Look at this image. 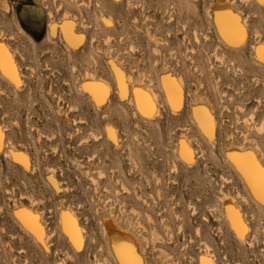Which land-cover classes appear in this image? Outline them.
Wrapping results in <instances>:
<instances>
[{
    "label": "rangeland",
    "instance_id": "obj_1",
    "mask_svg": "<svg viewBox=\"0 0 264 264\" xmlns=\"http://www.w3.org/2000/svg\"><path fill=\"white\" fill-rule=\"evenodd\" d=\"M214 13L235 17L243 38L226 43ZM0 42L18 75L0 71V264H120L108 223L140 264H199L206 251L212 264H264V201L227 155L264 168V60L253 50L264 45V0H0ZM86 73L106 86L101 102L82 89ZM163 77L181 79L178 107ZM128 83L152 90L155 115L130 104ZM195 108L212 118L210 137ZM231 196L242 239L223 205ZM19 208L38 216L45 243ZM68 210L79 247L61 229Z\"/></svg>",
    "mask_w": 264,
    "mask_h": 264
},
{
    "label": "bare ground",
    "instance_id": "obj_2",
    "mask_svg": "<svg viewBox=\"0 0 264 264\" xmlns=\"http://www.w3.org/2000/svg\"><path fill=\"white\" fill-rule=\"evenodd\" d=\"M212 19L220 35H224L222 38L223 40L226 41V43L236 44L237 41H240L243 38L244 36L243 28H240V26H238L235 17L228 19L225 18L224 16L219 15L218 13H214ZM71 25H72L71 22L62 23L60 25V30L62 31V34H64L65 37L74 38L75 35L71 31ZM236 27H239L237 28L238 30L237 29L234 30V28ZM49 29L52 32L53 27L50 26ZM236 35L239 36L236 37ZM253 46H254L253 50L255 56L259 60H264L261 58L262 56H264V45H253ZM0 49H2V52H0V71L2 72V74L5 75V77L7 76L8 79H10V81L12 80L13 82L17 83L18 75L15 66L12 64L11 56H8L9 53H7L2 42H0ZM114 72L116 75V80L118 82V88L120 89V94L124 93L125 86L123 85L122 82V77H121L122 75L117 70H115ZM128 78H129V74H128ZM177 80L178 81H175V79H166L165 77L160 78V85L162 87V90L166 94L167 100L172 107L173 106L178 107L180 104V99L182 97L179 89L180 88L179 83L181 79H177ZM130 81H131L130 79H127L126 83ZM129 85H130V95L129 96L127 95L126 98L130 97L128 98V100L130 99L131 101L130 104L140 114H142L145 117H152L153 115H155L156 107L154 104L155 99H153V97L155 96L154 95L152 96L150 93L152 90H149L148 87L149 90L148 91L147 88L142 87L140 84H129ZM81 87L82 89L86 90L87 93H90L91 96L97 102H101L103 99H105L108 93L106 86H104L102 82L101 83L97 82V80L93 79V76L91 74H87V73H86V78L82 82ZM201 109L203 112L205 111V108H201ZM193 113L204 134L210 137L212 135V130H213L212 128L214 126V125L212 126V124H214L212 123V118L208 117L206 120H201V118L199 117L200 112H198L196 108L194 109ZM259 131L262 130L260 129ZM3 143H4V138H3L2 130L0 129V147L2 146ZM189 148L186 146V142H184L183 140L179 142V154L181 158L190 157L192 155L190 150L191 148L190 149ZM256 148L258 149L259 147L256 146ZM7 154L16 161H19L23 167L27 166L28 162L26 157H24L20 153L15 152L12 149H8ZM227 155L231 161V164L238 172V174L241 176V178L244 180L249 190L256 195L261 196L259 174L261 171H264V168H262L259 165L258 163L259 161L257 160L251 161L248 156L249 154L247 152H240L235 150L233 151L232 154L227 153ZM32 202L34 201L30 199V203ZM233 203H234V197L232 196L230 198L227 197L223 201V205L225 206L230 225L234 228L236 236L242 239L244 236L243 234H245L246 232V227L240 218L238 223L236 222L237 218L235 219V217L238 216L239 213L237 211V208L235 209L234 206H232ZM25 210L19 208L17 209L16 214L18 215V217H20V219L22 220L26 228L32 233L34 238L40 242L45 243L44 240H46L47 234L44 232V228L42 226V223L40 222V219L36 214L31 212H26ZM71 211L68 210V212H62L60 214L59 221H60L61 229L64 231V234H66L69 241L73 244L74 247H79V245L81 244L82 230L77 223L76 216H74V214ZM235 214L237 215L234 217ZM104 230L106 232V235L111 241L113 252L120 264H140L139 258L134 254V251L132 250L134 248L131 247L132 246L131 242L127 236L125 237L122 235V233H117V232L116 234L115 231H113L109 227V223L106 224V226H104ZM205 253L207 255V251ZM206 255L199 258V264H205L206 261L210 262V264L213 263V260H211L210 256H206Z\"/></svg>",
    "mask_w": 264,
    "mask_h": 264
},
{
    "label": "snow or ice",
    "instance_id": "obj_3",
    "mask_svg": "<svg viewBox=\"0 0 264 264\" xmlns=\"http://www.w3.org/2000/svg\"><path fill=\"white\" fill-rule=\"evenodd\" d=\"M0 52H2V49H0ZM261 58L264 59V56H262ZM259 184H260L261 199L262 201H264V171H261L259 174ZM205 264H210V262L206 261Z\"/></svg>",
    "mask_w": 264,
    "mask_h": 264
}]
</instances>
